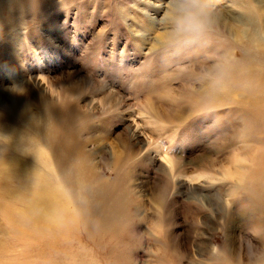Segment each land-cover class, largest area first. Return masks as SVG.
<instances>
[{"label":"rangeland","instance_id":"obj_1","mask_svg":"<svg viewBox=\"0 0 264 264\" xmlns=\"http://www.w3.org/2000/svg\"><path fill=\"white\" fill-rule=\"evenodd\" d=\"M166 6L0 0V264H264V38L158 43Z\"/></svg>","mask_w":264,"mask_h":264},{"label":"clouds","instance_id":"obj_2","mask_svg":"<svg viewBox=\"0 0 264 264\" xmlns=\"http://www.w3.org/2000/svg\"><path fill=\"white\" fill-rule=\"evenodd\" d=\"M212 0H167L164 41L171 45H191L205 41L216 21ZM225 68L214 65L208 75L222 78Z\"/></svg>","mask_w":264,"mask_h":264},{"label":"bare ground","instance_id":"obj_3","mask_svg":"<svg viewBox=\"0 0 264 264\" xmlns=\"http://www.w3.org/2000/svg\"><path fill=\"white\" fill-rule=\"evenodd\" d=\"M217 14V13H216ZM258 17L259 18H257V20H254L255 22L256 21H259L256 25L258 26L257 28H256V30H254L253 32H251L250 34H249V31H248V29H243L241 26H242V23H239V21L238 20H236L237 18H231L230 19V17L231 16H229V18L227 19L226 17H225V15L223 14L222 16L221 15H216V21H215V23H214V25L213 26H217L218 28H220V29H223L224 31H226V32H228V34H229V36H231L232 38H233V40L239 45V44H241L242 42H244V43H246V42H248L249 41V44H250V42H253L252 40H250V39H253V38H257L258 39V36L259 37H263L264 38V10L262 9V10H259L258 11ZM220 22V23H216V22ZM240 24V25H239ZM225 32V33H226ZM249 36H251V37H249ZM158 39H159V42L158 43H161V42H163L164 40V35H161V36H159L158 37ZM165 42V41H164ZM259 45V44H258ZM257 46V45H256ZM221 66H223L225 69H226V64H223V65H221ZM86 80V79H85ZM83 82V81H82ZM84 83V82H83ZM215 86V84L214 83H209V84H207V85H205L203 88H202V90H200L199 91V93L200 94H202V95H205V94H209V95H216V94H214L213 92H212V90H214V87ZM218 92V91H217ZM207 96V95H206ZM212 96H210V97H212ZM209 97V96H208ZM214 97V96H213ZM238 97H235V99H237ZM260 104H261V102H260ZM258 107H260V105L258 106ZM53 111V110H52ZM46 140V139H45ZM40 148H41V146H40ZM43 149L41 148V151H42ZM40 151V152H41ZM42 153V152H41ZM37 158V157H36ZM171 164L173 163V162H170ZM263 178V177H262ZM39 179V178H38ZM41 179V178H40ZM40 181V180H39ZM254 181V180H253ZM251 182H252V180H251ZM264 182V181H263ZM44 184L43 185H45V184H47V183H45V182H43ZM253 186H254V188L252 189V187H251V189L249 190L250 191V193L251 194H255V196H258L257 198L260 200V201H264L263 199H264V184L262 183V179L261 178H258L257 179V181L255 180V184H252ZM259 186V188L257 189V187ZM45 187H47L46 185H45ZM53 187V186H52ZM51 188V187H50ZM255 188H256V190H255ZM45 189V188H44ZM54 189V188H53ZM47 195H49V193H47L46 191H44ZM48 192H50V195H51V191H49L48 190ZM54 192V191H53ZM53 194V193H52ZM53 196V195H52ZM51 196V197H52ZM53 199H54V197H52ZM32 202V201H31ZM38 202H39V200H38ZM49 204V203H48ZM47 204V205H48ZM62 204V203H61ZM223 204V206H222V212L225 210L226 212L225 213H227L228 211V206L229 205H227L225 202L224 203H222ZM35 205H36V202H35ZM46 204H45V202L44 201H40L39 202V204H37L36 205V207L35 206H33L34 208H37V210L35 211L36 213H43L44 214V218H46V220H47V222L45 223V220H44V223L47 225V223H48V221H49V223H55V221L56 220H54V215H51V214H49L46 210H45V208H46V206H45ZM45 206V207H44ZM48 208V207H47ZM29 209V208H28ZM37 217L39 216V215H36ZM41 217H42V215H40ZM41 217H39V218H41ZM42 217V218H43ZM74 257L72 256V255H69V260H66V261H60V263H63V264H71V263H73V264H75L74 263V259H73Z\"/></svg>","mask_w":264,"mask_h":264}]
</instances>
